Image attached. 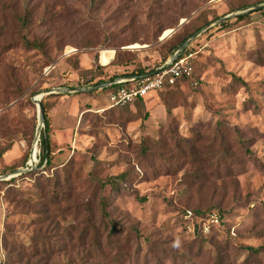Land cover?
<instances>
[{"label":"rangeland","instance_id":"1","mask_svg":"<svg viewBox=\"0 0 264 264\" xmlns=\"http://www.w3.org/2000/svg\"><path fill=\"white\" fill-rule=\"evenodd\" d=\"M259 3L0 0V175L25 168L37 138L40 149L44 125L34 98L50 88L91 86L82 84L91 72L78 73L82 82L62 73L79 55L95 67L127 48L151 68L166 39L173 35L175 42L210 21L184 48L194 52L196 85L183 81L120 107L108 105L111 87L47 97L53 170L50 178L31 174L39 169L33 168L0 180V264L2 232L27 245L39 226L60 245L55 264H264V7L241 20L232 16L226 26L218 20ZM25 38L43 40L44 49L27 48ZM70 47L77 53L66 59ZM48 66L55 67L47 73ZM14 143L20 151L7 161ZM123 171L115 189L100 187ZM103 194L109 217L100 209ZM209 206L224 211L234 234L194 237L182 228L183 208ZM38 207H49L59 225L37 224ZM112 223L115 234L106 240ZM247 246L262 249L252 253Z\"/></svg>","mask_w":264,"mask_h":264},{"label":"trees","instance_id":"2","mask_svg":"<svg viewBox=\"0 0 264 264\" xmlns=\"http://www.w3.org/2000/svg\"><path fill=\"white\" fill-rule=\"evenodd\" d=\"M261 11L264 9H260ZM249 13H242L239 14L237 16H235V20H241L244 19L246 17H248ZM230 20H225L220 22V26H226L229 23ZM210 21H206L203 24L195 27L192 31L190 32H186L185 34H183L182 36H180V38L175 41L172 42V37H169L168 39H166V41H168V47L165 51V53L163 55L160 56V60L159 62H157V64L153 65L151 68H147L143 62V59H132V53L135 52L132 49H121V48H116L113 51V56L110 58L109 62L107 65H102L100 63L96 64L95 67L94 66H90V67H82L80 65V55L78 56V60L76 62V66L74 68L68 69V70H63V72H66V76L68 74H70L71 72H75L77 74V80L78 82H82V78L78 77V73L80 71H84V72H91V75L85 80V82H83V85H96V84H100L103 82H110V84L104 86L103 88H100L102 90L107 89V87H111V88H116L120 85H130L131 83L135 82L137 79H133V80H123L120 82H115V80L117 78H125V77H138L142 74L145 73H152L154 72L160 65L164 64L166 62V60L168 59L169 55L194 31L200 29L204 24L208 23ZM170 29H167L164 31V33L162 34V36L169 31ZM23 43L25 44V46L27 48H31V49H38V50H43L45 47V42L43 40H38V39H29V38H25L23 40ZM129 44H133V43H129ZM76 49V48H75ZM190 50L184 49L179 56L187 53ZM77 53V49L75 52L69 53V54H64L65 58L68 59L69 57H71L72 55H75ZM99 53L100 50L98 52V54L95 56L96 58H99ZM134 61H138L137 63H134ZM55 66H50L49 70L47 73H49L50 71H52L54 69ZM108 75V76H107ZM69 76V75H68ZM107 78V79H106ZM63 81H65V83L67 82V77L62 78ZM70 79V78H68ZM195 81L196 84L198 83L195 78H194V69L192 72V76L188 79H180L177 80L173 85H165L163 88L157 90V91H161L162 89L165 88H169V87H173L175 86L177 83L183 82V81ZM69 81V80H68ZM74 81V82H76ZM64 83V82H62ZM195 84V85H196ZM63 85V84H60ZM70 87H75V83L74 84H68ZM98 90V89H97ZM84 92V91H83ZM87 93H92V90L86 91ZM62 94L61 93H47L46 96L42 97L40 100V104L43 110V114H44V130L43 132L40 134V140H39V145H40V149H39V153H38V166L44 163L43 169L47 171H51L53 170L52 165H51V148L49 145V129H50V122L47 116V109L49 107V104L46 102L47 101V97L48 96H54V97H60ZM143 97L138 98L142 99ZM136 100V101H137ZM109 107H120V106H109ZM221 135V134H220ZM7 148H4L2 150V152H4ZM26 162V159H24V161L22 162V164L20 163V165H18L16 168H19L20 166H23ZM16 168H13L12 170H15ZM41 169H36L33 172H31V174H36V176H38L39 174H41ZM1 174V172H0ZM47 175V174H46ZM45 177H51L49 175L45 176ZM126 178V173L120 172L114 176H109L104 180H100V187L104 188L105 185H109L111 187V189H115L116 185L120 182H123ZM14 177L9 178L8 180H1V181H13ZM60 181L59 180H54L53 181V188L54 190L56 188L59 187ZM9 188H4V193H3V199L4 195H6L7 190ZM12 189V188H11ZM53 190V191H54ZM39 191L41 192L42 189L41 187H39ZM43 193V192H42ZM55 194L53 196H51L53 199L55 200H59L58 195L56 192H54ZM49 194V192L47 193ZM46 194V195H47ZM53 200V201H55ZM48 205H49V201H47ZM99 205H100V209L102 212V215L105 217H109V213L107 211V198L106 196L103 194L100 196L99 199ZM38 211L37 213L40 214V218L36 221V223L42 225L44 223H46V227L48 228V226H50L51 224H53V226L57 227L58 221L54 222V219H52L51 217L54 216H50L49 210L50 208H37ZM40 209V210H39ZM186 209H189L192 212V216L194 217V231L193 232H189L191 233L194 237L195 236H209L212 235L216 232H222L223 229L226 230L228 233H230V228L231 226L227 225L225 226V222H226V218H225V214L224 211L215 207V206H209L207 208H183L180 212V223L183 229L186 230V219L183 216V213L185 212ZM215 210L220 218V224L216 227H212L211 231L207 234L203 233L202 230L199 228L198 226V222L199 219H203L206 214L209 211H213ZM56 217V216H55ZM116 231V225L114 223L111 224V227L108 231V233L105 235V239L108 240L109 236H112L115 234ZM235 231V228H234ZM85 234H82L80 237L84 236ZM96 236V233H95ZM94 236V237H95ZM97 236H99L97 234ZM96 238V237H95ZM58 239V238H56ZM50 236L49 234L46 232V228L43 229L42 226H39L38 230H36L34 233H32V235L30 236V242L27 245L24 244H20V243H16L15 241H11L9 239V237L5 234V232H2V236H1V246H2V250L4 252V256L3 258H1V262L2 264H55L54 260L58 259V257L60 256V245H52L50 242ZM55 241H59V240H55ZM101 243L98 242V240H96V246L100 247ZM250 252L252 253H257L259 252L262 247H253V246H247L246 247Z\"/></svg>","mask_w":264,"mask_h":264},{"label":"built area","instance_id":"3","mask_svg":"<svg viewBox=\"0 0 264 264\" xmlns=\"http://www.w3.org/2000/svg\"><path fill=\"white\" fill-rule=\"evenodd\" d=\"M76 49L70 47L64 50V54H69L75 52ZM194 58V52L188 51L187 53L178 56L170 63H164L160 65L154 72L145 73L138 77H133L130 79H121L118 78L115 82H120L123 80H133L137 79L135 82L130 85H120L116 88H113L108 92L107 98L109 106H125L136 101L140 97L146 96L151 91H157L163 88L166 84L173 85L177 80L180 79H189L192 76L193 64L192 60ZM50 66L46 67L48 72ZM193 85L196 84L195 81H191ZM39 139V138H38ZM38 141V140H37ZM36 152L34 154V160L31 162L30 158L26 162V166L29 169L39 168L43 173L47 174L46 170L43 169L44 163L38 166V153L37 142L35 144ZM184 218L186 219V230L188 232H193L194 217L192 212L189 209H186L183 213ZM220 224V218L218 213L213 210L209 211L203 219H199L198 226L203 233L207 234L211 231L212 227H216ZM230 233L234 234V226H231Z\"/></svg>","mask_w":264,"mask_h":264},{"label":"water","instance_id":"4","mask_svg":"<svg viewBox=\"0 0 264 264\" xmlns=\"http://www.w3.org/2000/svg\"><path fill=\"white\" fill-rule=\"evenodd\" d=\"M264 7V3H259V4H255L253 6L250 7H245L243 9L237 10L235 12L229 13L225 16L220 17L218 20L219 21H223L226 20L232 16H236L239 15L241 13L253 10V9H260ZM208 26L202 27L201 29H199L198 31L194 32L193 34H191L189 37H187L171 54V56L167 59V64L172 62L175 58H177L179 56V54L183 51V49L190 43V41L192 39H194L200 32H202L204 29H206ZM135 77V76H133ZM133 77H125V78H121V79H130ZM110 84V82H103L100 84H96V85H91V86H87V87H79V88H62V87H55V88H50L47 90H44L42 93H40L41 95L43 93H52V92H76V91H86V90H91V89H100L103 88L104 86ZM39 95V94H38ZM35 103L37 104V109H38V117H39V124L40 125H44V114H43V110L40 104V98H34ZM40 134V128H38L37 133H36V137H39ZM38 140V138H37ZM37 140L35 141L34 145L36 144ZM36 147V146H35ZM31 158V156H30ZM29 168L25 167V168H19L17 170H15L14 173L8 174V175H0V180H4L8 177H12L14 175H16L17 173H21L23 171L28 170Z\"/></svg>","mask_w":264,"mask_h":264},{"label":"crops","instance_id":"5","mask_svg":"<svg viewBox=\"0 0 264 264\" xmlns=\"http://www.w3.org/2000/svg\"><path fill=\"white\" fill-rule=\"evenodd\" d=\"M112 56H113V51H112ZM110 60V59H109ZM109 60L108 61H106L107 62V64H108V62H109ZM83 61H84V59L82 58V57H80V65L82 66V67H90V66H84L83 65ZM76 73L75 72H71L70 74H69V78L71 77V76H73V75H75ZM74 77V76H73ZM73 79V78H72ZM118 79V78H117ZM20 148H19V145H18V143H14V145L12 146V149L10 150V151H8V152H6L5 154H4V158L7 160V161H10V160H12V158H13V152L14 153H18L20 150H19ZM33 150H32V157H33V153H35V150H36V148L33 146V148H32ZM33 159L34 158H32V161H33ZM0 203H1V205L3 204V202L1 201V196H0ZM1 211H2V207L0 206V215H1ZM1 217V216H0Z\"/></svg>","mask_w":264,"mask_h":264},{"label":"bare ground","instance_id":"6","mask_svg":"<svg viewBox=\"0 0 264 264\" xmlns=\"http://www.w3.org/2000/svg\"><path fill=\"white\" fill-rule=\"evenodd\" d=\"M33 150V149H32ZM32 152V151H31ZM35 152H36V150H35ZM34 154L35 153H33V157H32V153L30 154V156H31V158H30V160H31V162H32V158H34ZM34 160V159H33Z\"/></svg>","mask_w":264,"mask_h":264}]
</instances>
